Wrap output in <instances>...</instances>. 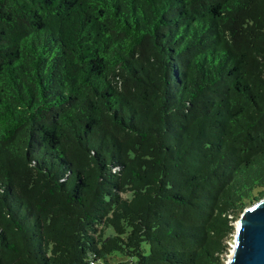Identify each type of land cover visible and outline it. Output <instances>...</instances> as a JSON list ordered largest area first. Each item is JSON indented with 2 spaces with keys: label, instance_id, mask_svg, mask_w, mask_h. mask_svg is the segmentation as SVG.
Masks as SVG:
<instances>
[{
  "label": "trees",
  "instance_id": "16d2710c",
  "mask_svg": "<svg viewBox=\"0 0 264 264\" xmlns=\"http://www.w3.org/2000/svg\"><path fill=\"white\" fill-rule=\"evenodd\" d=\"M263 198L264 0H0V264H226Z\"/></svg>",
  "mask_w": 264,
  "mask_h": 264
},
{
  "label": "water",
  "instance_id": "95a60500",
  "mask_svg": "<svg viewBox=\"0 0 264 264\" xmlns=\"http://www.w3.org/2000/svg\"><path fill=\"white\" fill-rule=\"evenodd\" d=\"M226 264H264V198L242 213L235 246Z\"/></svg>",
  "mask_w": 264,
  "mask_h": 264
},
{
  "label": "rangeland",
  "instance_id": "374dc122",
  "mask_svg": "<svg viewBox=\"0 0 264 264\" xmlns=\"http://www.w3.org/2000/svg\"><path fill=\"white\" fill-rule=\"evenodd\" d=\"M239 219H240V218H238V219L235 221V223H234V225H235V233H234V235H233L232 240L229 242L230 251H229V255H228V257H227V261H228L229 257L231 256V253H232V251H233V247L235 246L236 228H237V223H238ZM118 261H123V262L126 263V264H134V260H133V259L124 258V257H122V256H120V255H118V254H116V255L112 258V260H111V264H117ZM227 261H226V263H227Z\"/></svg>",
  "mask_w": 264,
  "mask_h": 264
},
{
  "label": "built area",
  "instance_id": "2783aa9c",
  "mask_svg": "<svg viewBox=\"0 0 264 264\" xmlns=\"http://www.w3.org/2000/svg\"><path fill=\"white\" fill-rule=\"evenodd\" d=\"M91 264H95L94 262H91Z\"/></svg>",
  "mask_w": 264,
  "mask_h": 264
}]
</instances>
